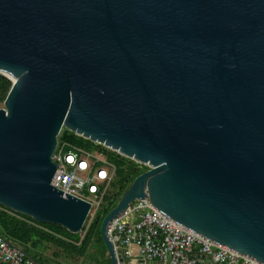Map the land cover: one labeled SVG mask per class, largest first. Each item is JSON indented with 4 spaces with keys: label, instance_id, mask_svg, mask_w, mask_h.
<instances>
[{
    "label": "water",
    "instance_id": "1",
    "mask_svg": "<svg viewBox=\"0 0 264 264\" xmlns=\"http://www.w3.org/2000/svg\"><path fill=\"white\" fill-rule=\"evenodd\" d=\"M0 205L80 233L90 204L51 186L62 127L148 168L137 199L264 264V0H0Z\"/></svg>",
    "mask_w": 264,
    "mask_h": 264
},
{
    "label": "built area",
    "instance_id": "2",
    "mask_svg": "<svg viewBox=\"0 0 264 264\" xmlns=\"http://www.w3.org/2000/svg\"><path fill=\"white\" fill-rule=\"evenodd\" d=\"M91 152L65 142L57 144L52 155L57 166L50 184L88 202V216L93 218L103 203L113 163L102 154ZM124 216L129 219L127 222L121 217L109 223L107 235L111 241L117 238V248L126 262L136 259L160 264H262L178 224L159 212L148 197L135 200ZM0 264L38 263L0 236Z\"/></svg>",
    "mask_w": 264,
    "mask_h": 264
},
{
    "label": "trees",
    "instance_id": "3",
    "mask_svg": "<svg viewBox=\"0 0 264 264\" xmlns=\"http://www.w3.org/2000/svg\"><path fill=\"white\" fill-rule=\"evenodd\" d=\"M10 87V80L0 74V103H4ZM61 139L62 142L71 147L88 151L97 150L103 153L104 158L118 168V181L116 182L118 194L103 198L104 201L95 216L89 218V222L82 227L83 237L80 236V233L72 234L61 226L37 222L28 216L0 205V236L10 245L22 250L27 258L38 264H49L47 260H43L40 254L35 252V248L41 243L54 246L69 256L83 257L94 238L101 240L100 226L103 218L116 205L121 194L130 186L132 181L148 170L146 166L137 164L69 131H64ZM138 166L140 168H137ZM102 246L106 251L103 243ZM106 261V264H111L110 259Z\"/></svg>",
    "mask_w": 264,
    "mask_h": 264
},
{
    "label": "rangeland",
    "instance_id": "4",
    "mask_svg": "<svg viewBox=\"0 0 264 264\" xmlns=\"http://www.w3.org/2000/svg\"><path fill=\"white\" fill-rule=\"evenodd\" d=\"M0 108H3V103H0ZM64 131H67V130L64 127H62L58 136H57V144H61V142H62L61 136H62ZM103 148L106 149L105 147H103ZM91 153L94 155H96V154H102L103 155V153H101L100 151H97V150H92ZM97 157H99V156L97 155ZM103 157H104V155H103ZM137 168H140V167L138 166ZM117 171H118V168L116 166H114V164H113V168L110 169L112 176L108 182L107 187L105 188L104 198L106 196L110 197L114 194H118V187H117V183H116L118 181ZM89 218H90V216L87 217L84 225L89 222ZM80 236L83 237L84 233L80 232ZM45 247H47V249L49 248L51 253L53 255H55V257H57V259L62 260L61 261L62 264H106L105 263L106 262V251H105L104 247L102 246L101 240H99L98 238L93 239L90 247L88 248L86 254L83 257L69 256V255L65 254L62 250H60L54 246H51V245H46L45 243L39 244L35 248L36 249L35 252L40 254L41 257H44L45 253H47V254L50 253V251L48 252L45 249Z\"/></svg>",
    "mask_w": 264,
    "mask_h": 264
},
{
    "label": "crops",
    "instance_id": "5",
    "mask_svg": "<svg viewBox=\"0 0 264 264\" xmlns=\"http://www.w3.org/2000/svg\"><path fill=\"white\" fill-rule=\"evenodd\" d=\"M45 249L49 252L50 251V249L48 248L47 249V247H45ZM107 251V250H106ZM45 253V252H44ZM43 258V260H47L48 262H49V264H62V260H60V259H57V257H55V255H53L52 253H51V251H50V253L49 254H47V253H45V255H44V257H42ZM107 259H109V255H108V253H106V260ZM133 260V259H132ZM136 260V259H135ZM105 263H107V261L105 262ZM145 264H160V263H158V262H149V263H145Z\"/></svg>",
    "mask_w": 264,
    "mask_h": 264
},
{
    "label": "bare ground",
    "instance_id": "6",
    "mask_svg": "<svg viewBox=\"0 0 264 264\" xmlns=\"http://www.w3.org/2000/svg\"><path fill=\"white\" fill-rule=\"evenodd\" d=\"M129 219L127 218V216H124V217H122V221L123 222H127Z\"/></svg>",
    "mask_w": 264,
    "mask_h": 264
}]
</instances>
